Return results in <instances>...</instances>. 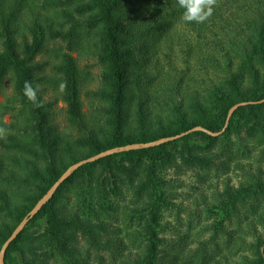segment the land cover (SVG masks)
Wrapping results in <instances>:
<instances>
[{
  "label": "trees",
  "instance_id": "trees-1",
  "mask_svg": "<svg viewBox=\"0 0 264 264\" xmlns=\"http://www.w3.org/2000/svg\"><path fill=\"white\" fill-rule=\"evenodd\" d=\"M37 1L0 0V93L6 83L13 86L12 95L0 102V127L8 130L0 139V249L73 164L195 127L221 132L234 105L264 100V8L259 7L264 0H217L213 15L202 24L183 22L176 0H60L62 9L71 8L62 10L72 24L66 32L60 22L55 27L53 18L40 14ZM73 13L82 19L76 21ZM84 27L94 31L103 67L94 92L100 116L87 120L76 59L57 48L53 73L58 86L66 85L60 98L67 106V122L78 132L70 140L53 123L52 104L44 101L40 89L43 106L38 108L24 96L23 85L30 81L38 86L44 67L36 59L48 52L50 41L63 39L71 46ZM180 43L183 60L195 70L187 67L179 75L171 55ZM157 54L170 59L168 71L157 64ZM13 110L19 116L6 125L3 117ZM243 133L264 143V103L237 109L219 137L192 132L158 147L82 166L9 246L4 264H50L57 257L65 264H86L78 237L99 240L108 218L119 214L118 200H128L126 218L145 222L148 244L137 264H156L162 218L175 208L168 171L210 169L213 149ZM249 178L240 188L225 190L221 207L226 215L239 202L264 197L262 172ZM72 196L81 202L76 209L66 206ZM258 222L264 225V215ZM252 253L242 264H264V237L256 238Z\"/></svg>",
  "mask_w": 264,
  "mask_h": 264
},
{
  "label": "rangeland",
  "instance_id": "rangeland-1",
  "mask_svg": "<svg viewBox=\"0 0 264 264\" xmlns=\"http://www.w3.org/2000/svg\"><path fill=\"white\" fill-rule=\"evenodd\" d=\"M59 2L61 1L38 0L36 6L43 17L53 18L55 27H59L60 22L66 32L72 24L67 21L62 10L71 8L62 9ZM259 7L264 8V5ZM73 14L76 21L82 19L78 13ZM78 32L71 46L63 39L50 41L48 52L36 59V62H40L44 67L37 76L38 87L44 101L52 104L53 123L60 134L66 135L70 140H76L78 132L66 120L67 106L61 101L60 88L53 73V65L57 62L54 51L57 48L69 52L76 59L83 79V110L87 120L92 121L100 116V103L94 92L101 84L103 67L96 54L94 31L84 27ZM161 44L165 49V44ZM179 46L171 55V59L172 66H176L180 75L187 67L192 71L195 67L193 64L186 65L182 58L184 46L181 43ZM155 56L159 57L157 64L161 65L164 71H168L170 59L160 54ZM149 88L153 93L154 89ZM12 92V82L6 83L0 93V102L4 103ZM17 116L19 112L13 110L3 117V122L10 125ZM223 142L213 149L214 165L210 169L168 171L169 188L176 195L173 199L175 208L166 211L162 218L161 229L158 231L160 245L156 264H242L245 257L253 258L252 244L257 237H264V225L258 222L260 216L264 215V197L239 202L230 208L229 215L222 209L221 201L227 188H240L253 174L262 172L264 177V143L247 138L244 133L241 136H232L227 144ZM6 189L11 190L10 187ZM118 201L122 205L119 214L108 218L105 231H99V240H92L83 235L78 237L76 245L80 250L82 262L137 264L138 255L144 253L148 244L143 229L145 222L139 218L133 222L132 219L126 218L128 211L124 210V206L128 200ZM79 205L81 202L76 196H72L70 203L66 202L70 209H76ZM97 241L99 244H96ZM50 264L65 262L57 257Z\"/></svg>",
  "mask_w": 264,
  "mask_h": 264
},
{
  "label": "water",
  "instance_id": "water-1",
  "mask_svg": "<svg viewBox=\"0 0 264 264\" xmlns=\"http://www.w3.org/2000/svg\"><path fill=\"white\" fill-rule=\"evenodd\" d=\"M264 103V100L259 101V102H242L234 105L227 116V121L224 129L221 132L218 133H213L206 128L203 127H195L187 132H184L182 134L172 136V137H167L163 138L157 141L149 142V143H140V144H131L127 145L124 147H119V148H113L109 149L107 151H104L102 153H99L95 156H92L90 158H87L85 160H82L80 162H77L70 166L62 175L61 177L54 183V185L48 190V192L39 200V202L35 205V207L29 212L27 217L23 219V221L17 226V228L13 231L11 236L5 241V243L2 245L0 249V264H4V259H5V254L9 246L13 243L15 239L23 232V230L26 228V226L30 223V221L39 213V211L43 208L46 203H48L53 196L56 194L58 189L61 187V185L70 177L72 176L79 168H81L84 165L96 162L102 158L112 156L115 154H121L125 152H130V151H136V150H141V149H149V148H154L161 146L163 144H166L168 142L176 141L178 139H181L185 137L186 135L192 133V132H197V131H203L213 137H219L223 134V132L226 130L228 124L230 123L231 118L233 117L235 111L239 109L242 106H247V105H255V104H260Z\"/></svg>",
  "mask_w": 264,
  "mask_h": 264
},
{
  "label": "clouds",
  "instance_id": "clouds-1",
  "mask_svg": "<svg viewBox=\"0 0 264 264\" xmlns=\"http://www.w3.org/2000/svg\"><path fill=\"white\" fill-rule=\"evenodd\" d=\"M180 9L183 10L181 19L185 23L202 24L210 19L213 15L214 7L217 0H176ZM66 85L61 83L59 88L61 91ZM38 86L34 88L30 81H25L23 85V94L30 103L36 107H42L43 104L38 100ZM8 135V130L0 127V139H5Z\"/></svg>",
  "mask_w": 264,
  "mask_h": 264
}]
</instances>
